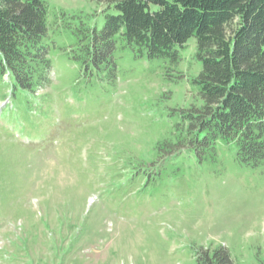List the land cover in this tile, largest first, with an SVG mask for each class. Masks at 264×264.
I'll list each match as a JSON object with an SVG mask.
<instances>
[{"label":"rangeland","instance_id":"374dc122","mask_svg":"<svg viewBox=\"0 0 264 264\" xmlns=\"http://www.w3.org/2000/svg\"><path fill=\"white\" fill-rule=\"evenodd\" d=\"M45 1L91 26L104 22L95 0ZM69 20L49 16V84L31 95L0 79V158L11 159L16 195L0 205V264H194L199 245L225 246L235 264H264V164H240L229 146L202 160L184 151L158 175L149 163L176 108L197 100L194 38L176 66L125 51L113 77L76 73L63 55L73 34L56 30ZM14 119H41L39 130L27 128L41 136L26 138ZM149 166L150 183L141 170L131 178Z\"/></svg>","mask_w":264,"mask_h":264},{"label":"trees","instance_id":"16d2710c","mask_svg":"<svg viewBox=\"0 0 264 264\" xmlns=\"http://www.w3.org/2000/svg\"><path fill=\"white\" fill-rule=\"evenodd\" d=\"M95 1L105 13L100 28L82 15L51 9L45 0H0V79L7 76L12 91L31 95L50 83V44H56L46 40L50 15L56 24L61 16L70 19L56 30L67 28L73 34L63 55L76 73L106 70L113 77L116 57L125 51L135 59H161L176 66L194 38L200 70L190 83L197 100L177 107L180 118L168 119L166 134L155 141L149 161L157 164L154 174L164 160L184 151L202 160L225 146L233 148L240 164H264V0ZM71 19L78 22L72 24ZM14 120L24 134L29 132L26 138L41 136L27 129L39 130L41 119ZM9 161L0 158V180L10 184L0 185L3 207L16 196ZM137 169L131 178L141 170L150 183V166ZM194 264L235 262L223 245H199L194 248Z\"/></svg>","mask_w":264,"mask_h":264}]
</instances>
